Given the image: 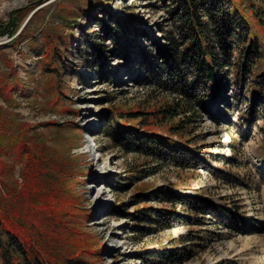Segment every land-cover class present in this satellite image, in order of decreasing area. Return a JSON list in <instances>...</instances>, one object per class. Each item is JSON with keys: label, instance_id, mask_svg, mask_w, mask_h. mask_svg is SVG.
<instances>
[{"label": "rangeland", "instance_id": "obj_1", "mask_svg": "<svg viewBox=\"0 0 264 264\" xmlns=\"http://www.w3.org/2000/svg\"><path fill=\"white\" fill-rule=\"evenodd\" d=\"M37 1L0 0V29L11 32V18L19 19L14 35L0 36V80L10 95L9 102L0 96V146L7 147L4 160L11 165V125L24 124L29 135L74 168L75 192L86 211L82 228L104 247L89 263L155 264L146 259L152 251L186 247L188 259L176 264H264V89L252 97L244 84L237 95L232 70L223 69V94L206 98L193 133L182 140L203 148L204 162L196 168H177L167 157L126 154L108 138L104 116L112 109L119 124L151 122V116L139 113L176 99L150 85L148 77L149 68H163L177 40L173 0H43L34 5ZM238 2L246 13L264 11V0ZM26 26L25 35L15 40ZM46 36L54 44L67 42L61 64L51 61L46 67L48 61L40 59ZM91 136L98 147L93 155L87 152ZM18 174L16 166L13 179L21 182ZM183 186L220 206L221 218L159 229L140 216L130 217L145 207L167 209L150 193L160 188L181 192ZM140 194L150 201L137 205ZM122 204L123 213L116 209ZM188 230L197 237L184 239Z\"/></svg>", "mask_w": 264, "mask_h": 264}, {"label": "trees", "instance_id": "obj_2", "mask_svg": "<svg viewBox=\"0 0 264 264\" xmlns=\"http://www.w3.org/2000/svg\"><path fill=\"white\" fill-rule=\"evenodd\" d=\"M173 2L177 40L172 42L174 46L166 56L163 68H149L148 77L150 85L175 95L176 99L155 110L139 113L148 118L151 116V122L145 123L141 119L134 124H119L112 109L104 119L109 126L108 138L126 154L157 160L167 157L175 167L187 169L203 163L204 152L201 146H189L193 140H182L193 133L197 111L203 109L206 98L216 100L223 94V69L229 67L232 70L234 83L231 85L237 95H241L244 84L248 86L247 95L252 97L264 89V39L261 36L264 11L260 15L254 10L246 13L238 0ZM18 20L13 16L9 22L13 25L11 32L8 33L5 26L4 30L0 29V36L14 35ZM26 30L27 26L15 40L23 37ZM44 38L40 59L48 61L46 67L51 61L61 64L67 42L62 40L61 44H54L49 36ZM245 76L249 77L250 83ZM6 90L0 80V96L9 102L10 95ZM160 126L163 133L158 132ZM11 128L15 131L11 144L7 145L14 153L11 165L4 160L8 155L7 147L0 146L2 264H91L88 258H99L104 247L92 241L82 228L86 211H82L75 192L77 172L47 144L29 135V128L24 124H12ZM174 137H178V142L173 140ZM16 166L21 182L13 179ZM189 189V186H183L181 192L164 191L163 188L151 192L150 198L168 208L145 207L144 211L136 210L130 217L137 220L140 216L145 224L159 229L195 227L200 226L205 217L221 218L220 206L187 193ZM137 198V205L150 201L145 194ZM121 207L123 204L116 209L121 212ZM192 232L188 230L184 239L191 241L197 237ZM186 253V247H165L162 251H152L146 259L155 264H176L188 259L189 254L184 258Z\"/></svg>", "mask_w": 264, "mask_h": 264}, {"label": "bare ground", "instance_id": "obj_3", "mask_svg": "<svg viewBox=\"0 0 264 264\" xmlns=\"http://www.w3.org/2000/svg\"><path fill=\"white\" fill-rule=\"evenodd\" d=\"M87 138V152L89 153V155H93V154H96L97 153V149L98 147L96 146L95 144V141H96V138H93V136L91 137H86Z\"/></svg>", "mask_w": 264, "mask_h": 264}]
</instances>
